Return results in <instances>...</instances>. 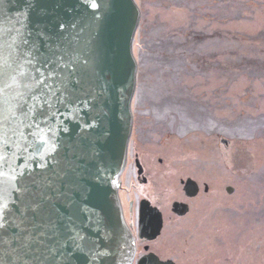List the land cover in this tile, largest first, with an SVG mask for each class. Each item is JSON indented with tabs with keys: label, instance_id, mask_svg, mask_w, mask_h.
Instances as JSON below:
<instances>
[{
	"label": "rangeland",
	"instance_id": "rangeland-1",
	"mask_svg": "<svg viewBox=\"0 0 264 264\" xmlns=\"http://www.w3.org/2000/svg\"><path fill=\"white\" fill-rule=\"evenodd\" d=\"M136 3L141 19L133 46L138 72L132 114L142 100L157 108H185L179 144L165 146L172 167L198 175L200 166H209L218 182L229 173L221 165L226 161L243 175L237 191L216 206L218 219L210 217L223 229L212 243L227 242V234L241 246L257 236L264 239V0ZM221 139L227 147L218 144ZM212 243L204 247L217 259L221 245Z\"/></svg>",
	"mask_w": 264,
	"mask_h": 264
},
{
	"label": "snow or ice",
	"instance_id": "snow-or-ice-1",
	"mask_svg": "<svg viewBox=\"0 0 264 264\" xmlns=\"http://www.w3.org/2000/svg\"><path fill=\"white\" fill-rule=\"evenodd\" d=\"M34 7L25 0L0 68V264H120L115 233L89 235L79 219L84 158L53 126L95 98L87 42L33 28Z\"/></svg>",
	"mask_w": 264,
	"mask_h": 264
},
{
	"label": "water",
	"instance_id": "water-1",
	"mask_svg": "<svg viewBox=\"0 0 264 264\" xmlns=\"http://www.w3.org/2000/svg\"><path fill=\"white\" fill-rule=\"evenodd\" d=\"M31 26L55 35L58 31H80L87 42L94 68L90 103L62 109L54 122L56 136L75 145L83 159L82 195L77 202L79 219L89 235L115 233L121 247L120 264H133L135 236L123 212L119 189L128 161L129 144L134 128L132 101L136 94L138 62L134 56L135 34L141 19L136 0H34ZM95 3L97 7L93 8ZM25 0H0V68L7 43ZM65 24V29L57 28ZM75 27H71V25ZM2 87V84H0ZM79 103V102H77ZM66 127L67 132L62 129ZM45 130L44 139H47ZM140 236H156L161 216L150 202H142ZM145 203V204H144ZM97 229L99 230L97 232ZM155 238V237H152ZM139 264H174L147 255Z\"/></svg>",
	"mask_w": 264,
	"mask_h": 264
},
{
	"label": "flooded vegetation",
	"instance_id": "flooded-vegetation-1",
	"mask_svg": "<svg viewBox=\"0 0 264 264\" xmlns=\"http://www.w3.org/2000/svg\"><path fill=\"white\" fill-rule=\"evenodd\" d=\"M187 116L185 108L176 105L157 108L145 100L139 102L134 114L128 161L119 189L126 222L135 236L133 264H139L147 255L174 264H264V239L259 236L256 241H247L243 246L230 234L225 235L227 242L212 243L222 236L223 229L216 227L214 224L217 222H211L210 217L214 214L218 219L216 206L218 209V204L225 203L226 198L237 191L238 178L242 180L243 175L238 176L226 161L221 165L227 167L229 173L218 182L212 177L209 166H200L198 175L178 173L177 168L172 167L169 161L171 151H167L165 146L177 147L180 139L178 128ZM188 143L185 141L183 145L188 148ZM218 144L227 147L225 139L219 140ZM236 166L239 169L242 163ZM169 180L175 182L174 187L169 188ZM216 183L220 188L219 196L216 195ZM144 201L150 202L151 207L160 213L162 225L156 236L148 232L140 236ZM210 208L214 212H201ZM261 211L257 212L258 216ZM203 214H206L204 218ZM195 233H201L198 239ZM198 240L203 244L199 248L195 245ZM207 242L221 245L220 257L215 259L213 255L217 256L216 253L210 254L205 249Z\"/></svg>",
	"mask_w": 264,
	"mask_h": 264
}]
</instances>
